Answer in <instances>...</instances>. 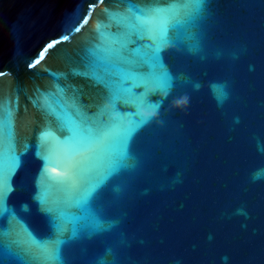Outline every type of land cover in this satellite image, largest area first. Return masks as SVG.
Here are the masks:
<instances>
[{
  "label": "water",
  "instance_id": "water-1",
  "mask_svg": "<svg viewBox=\"0 0 264 264\" xmlns=\"http://www.w3.org/2000/svg\"><path fill=\"white\" fill-rule=\"evenodd\" d=\"M61 262L264 264V0H0V264Z\"/></svg>",
  "mask_w": 264,
  "mask_h": 264
},
{
  "label": "snow or ice",
  "instance_id": "snow-or-ice-1",
  "mask_svg": "<svg viewBox=\"0 0 264 264\" xmlns=\"http://www.w3.org/2000/svg\"><path fill=\"white\" fill-rule=\"evenodd\" d=\"M137 23H138L141 27H144V28H147V27H148L147 22L144 21V20H138ZM52 46H53V44H52V43H49V44L46 46V48L44 49V51H46L47 48H50V47H52ZM40 55L43 56V51L41 52ZM37 62H38V61H37ZM176 101H177V103H182V100H181L180 98L176 99ZM149 118H150V117H149ZM146 119H147V118H146ZM61 264H62V262H61Z\"/></svg>",
  "mask_w": 264,
  "mask_h": 264
}]
</instances>
